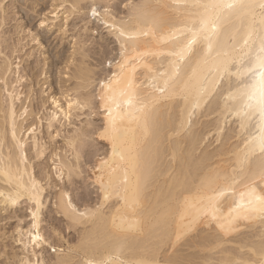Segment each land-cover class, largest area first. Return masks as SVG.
<instances>
[{
	"label": "bare ground",
	"instance_id": "obj_1",
	"mask_svg": "<svg viewBox=\"0 0 264 264\" xmlns=\"http://www.w3.org/2000/svg\"><path fill=\"white\" fill-rule=\"evenodd\" d=\"M69 2L64 19L94 8L117 45L106 36L95 52L80 34L69 59L77 83L48 96L37 120L47 101L32 99V84L23 97L28 73L14 67L17 45L5 52L0 18V193L23 197L0 207V241L1 222L16 217L22 247L0 242L5 264H264V0H56L54 18ZM92 52L111 67L99 73ZM53 111L61 120L49 128ZM33 184L36 245L18 214Z\"/></svg>",
	"mask_w": 264,
	"mask_h": 264
},
{
	"label": "rangeland",
	"instance_id": "obj_2",
	"mask_svg": "<svg viewBox=\"0 0 264 264\" xmlns=\"http://www.w3.org/2000/svg\"><path fill=\"white\" fill-rule=\"evenodd\" d=\"M112 3L110 4L113 5L114 3L113 4ZM54 4H56V0H4L2 5L5 10V15L4 12L2 13L0 10V18L5 17L6 19V22L2 27V31H3L2 36L8 39L10 46V49L6 50L5 52L11 55L12 54L11 48L17 45V49L21 51L15 53L12 57L14 67L18 65L21 75H26V73H28V79L26 80L27 76H25L22 86L20 87V90L24 88L23 97H25V95L28 93L29 84H32L34 89L32 99L41 98L47 101L46 107L41 108L40 113L37 117H35V120H37V118L39 117L43 118L44 115H46L47 112H49L52 109L51 102H48V96H56L57 98L59 97L61 98L65 95L63 94L65 90L74 87L75 84L77 83V80L73 78L74 66L73 67L71 66L73 60L71 61L69 60L71 59L72 53L74 51L75 41L77 37L80 34H84V35L87 34V37L89 36L88 44L91 45L93 43L90 48L92 49L93 46H96L93 47L92 49L93 51L96 52L100 50L99 43L102 44L106 42V40L103 38L111 39V35H112L111 33H109L111 30L109 28L107 29L106 26L102 25L103 21L101 24L100 22L101 18L99 17L102 16H99L98 12L97 15L95 16H92L91 14V18H90L87 9H85L86 11L85 10L84 11L82 10L80 12L75 11L69 17V19L66 20L64 18L67 16L66 15L67 13L64 15V8L72 7L69 2L64 4L62 8L57 10V12L60 11V14L58 15V17L59 16L60 17L56 19L54 18L56 15L52 13L54 10ZM102 9L103 11L106 10L104 8ZM123 11H126V9L125 10L122 9V12ZM82 19L85 21H83ZM44 21H45L44 23L45 27L43 28L39 27V22H44ZM87 21H89L90 23L85 26L84 24H86ZM63 24H64L63 30L60 31V26ZM90 27L91 28L97 27V28L95 29V31L93 30L94 31L93 32ZM112 40L113 39H111V42ZM19 41L20 43H18ZM94 43H96V45ZM115 45L117 44H114L113 41L110 44V47H116ZM95 52H92L93 57H90L88 59L89 63H92L93 68H95L99 73L104 68H110L111 67L110 61L106 63L107 65L106 64L100 65V62H98L99 56L95 55ZM30 54H32V56L29 58L28 55ZM15 57H17V59H15ZM42 71L43 74H41ZM32 72L38 75V78H36L33 83H31L30 81V78L33 77L31 75ZM70 77H72L73 79H71ZM93 87L95 88V86ZM29 100L30 99L25 100L26 106L29 104ZM62 101L64 102L65 98L62 99ZM30 109H31V105L29 106L28 110ZM86 119H87L86 115H84L80 119H77V121L75 119H73L72 121L75 120V123L77 124L75 126H80L81 124H83V122L86 121ZM33 120H34L33 118H30L29 122H32ZM59 144L62 146L61 139L59 140ZM49 156L50 155H48L47 159L49 158ZM52 163H53L52 161H49V170L47 169V171L50 172V175H52V171L50 170H53L54 168V166L50 167V164ZM37 171L38 170L36 169V172ZM53 176H54V170H53ZM93 187L94 186L90 187L91 188L90 192H93L90 193L91 194L90 196L95 198L97 195L96 193H94L96 190L93 189ZM48 204L50 207L53 206V203L52 204L48 203ZM20 207L21 209H18L20 210L18 211V214L23 215V216L20 215V217H22L23 219L21 223L22 226L26 228L27 224L30 222V217L28 216L29 209L27 204L25 203L22 204V206ZM52 215L53 217L54 216L56 217L54 213L51 214V216ZM14 218L7 219L1 222V225H3L4 229L7 232H9L6 238L0 241L7 245V249H6L7 252L22 251V247L18 245L17 242L15 243L14 238L12 239L11 237L14 228L16 227L17 224H19L18 218L16 217ZM61 219L62 217H60V214L57 215L55 223L60 227H64L65 222H63ZM47 229H48L47 232L49 231L48 233L52 234L51 228L47 227ZM65 232H67L65 233V236L67 235L66 236L67 241L68 239L69 240L77 239L76 237V235L78 234L77 232H76L77 234L75 233V231L73 232V230L72 231L67 230ZM14 235H16V237L18 236L17 233L16 234L14 233ZM66 246L67 245H65V247ZM50 252H49L50 255L57 254L54 253V250H51ZM5 261H6L5 256L4 255L1 256L0 264H5L6 263Z\"/></svg>",
	"mask_w": 264,
	"mask_h": 264
},
{
	"label": "snow or ice",
	"instance_id": "obj_3",
	"mask_svg": "<svg viewBox=\"0 0 264 264\" xmlns=\"http://www.w3.org/2000/svg\"><path fill=\"white\" fill-rule=\"evenodd\" d=\"M3 3V0H0V4ZM73 10L74 6H73ZM90 11L92 12L93 15L96 14L94 8H90ZM39 27L43 28L45 27V24L43 22H39ZM127 103H131L130 101H127ZM53 105H56V101H52ZM69 108L72 107L71 104L68 105ZM58 111V108H57ZM57 111H53L52 113L49 114V118L47 119V123L49 128H52L53 124L61 120V117L57 115ZM120 119L119 113H113L112 111L108 112V125L109 127L115 131L116 130V125H117V120ZM55 135L59 136L60 133L59 131H55ZM122 155V159H123ZM0 196H3V201L0 202V207H4L5 209L7 208H15L19 203L20 200L23 198L19 195V193L14 194V195H5L0 193ZM29 200L31 202L32 207L28 210V216L30 217V243L32 245H36L39 243L43 237L40 234V213H41V208L43 205V201L39 199L38 197V192L36 189V186L33 184L31 187V192L29 195Z\"/></svg>",
	"mask_w": 264,
	"mask_h": 264
}]
</instances>
